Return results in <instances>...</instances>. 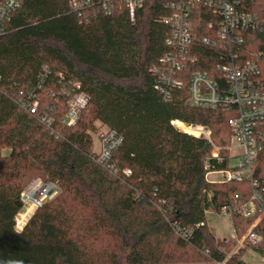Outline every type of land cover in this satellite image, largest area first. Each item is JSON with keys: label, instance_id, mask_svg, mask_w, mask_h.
Returning a JSON list of instances; mask_svg holds the SVG:
<instances>
[{"label": "trees", "instance_id": "obj_1", "mask_svg": "<svg viewBox=\"0 0 264 264\" xmlns=\"http://www.w3.org/2000/svg\"><path fill=\"white\" fill-rule=\"evenodd\" d=\"M18 1L0 37V264H246L241 254L227 257L207 221V210L219 212L243 186L206 177L227 167V152L218 161L208 140L172 124L210 127L223 146L234 113L189 105L184 87L165 99L150 72L168 51L170 28L160 20L170 13L167 0H144L135 23L124 3L111 15L85 11L86 22L71 0ZM238 1L264 19V0ZM196 19L205 35L209 16L197 12ZM203 52L192 70L220 80L217 52ZM245 54L258 57L264 87V31L246 35ZM77 83L90 102L69 127L62 119ZM29 89L37 90V115L16 100ZM95 122L122 137L114 170L94 159ZM35 177L56 183L59 193L18 231L21 196ZM257 177L264 186V150ZM231 220L241 236L254 222L237 214ZM257 233L264 235V219ZM247 248L264 259V243Z\"/></svg>", "mask_w": 264, "mask_h": 264}, {"label": "built area", "instance_id": "obj_2", "mask_svg": "<svg viewBox=\"0 0 264 264\" xmlns=\"http://www.w3.org/2000/svg\"><path fill=\"white\" fill-rule=\"evenodd\" d=\"M143 2L144 0H71L70 5L82 21L87 22L89 19L83 18L85 11L97 7L106 15H111L116 3H124L129 9L131 21L135 23ZM19 7L18 0L0 2V37L7 32L8 22ZM165 7L170 13L160 20L170 28L166 38L168 51L150 69L151 74L157 78L155 88L165 99H169L174 89L184 87L189 95V105L234 113L229 120V163L223 170L209 171L206 177L210 181L209 176L216 174L221 178L222 184L235 182L243 186L240 194L233 196L219 212L207 210L206 214L229 218L237 214L254 219L241 238L240 247H259L264 243V235L257 233V228L264 219V186L257 177L260 155L264 150V87L259 81V59L249 58L245 54V46L247 34L264 31V19L244 9L238 0H167ZM197 12L209 16L202 27L205 35L197 31ZM204 49L217 52L220 80L213 78L207 71L192 70V66L201 60ZM80 89L81 85L77 83L73 93L67 94V112L62 119L66 126L76 125L89 105L90 97ZM16 100L22 110L32 115L38 114L40 100L36 89L20 90ZM42 121L48 126L51 124L46 117ZM177 122L181 121L176 120L172 124L180 130ZM185 124L192 132L180 131L208 140L214 147L212 157L222 161L220 149L213 143L211 130L202 125ZM99 138L101 148L94 159L105 169L114 170L111 159L114 151L121 145L122 137L107 128ZM209 167L207 162L206 168ZM58 193L56 183L44 182L39 178L25 188L21 200L37 210ZM25 225L26 223L18 230H23ZM204 225V222L200 223V226ZM226 263L227 261L214 262Z\"/></svg>", "mask_w": 264, "mask_h": 264}, {"label": "rangeland", "instance_id": "obj_3", "mask_svg": "<svg viewBox=\"0 0 264 264\" xmlns=\"http://www.w3.org/2000/svg\"><path fill=\"white\" fill-rule=\"evenodd\" d=\"M254 54L258 55L257 52H255ZM95 125L97 127V130L92 131L91 135L93 139V153L97 154L101 148V144L99 140L100 134L104 130H107V127L103 126L100 122H95ZM208 128L211 130V132H213L210 127ZM213 143L216 147L220 149V151H226L228 158L231 157V152L227 149V147L231 146V141L229 144L223 146H219V144H217V142L214 141ZM39 178L40 177L33 178L29 182L27 187ZM209 180L214 181L217 185L222 184L220 182L221 178L219 177V175L216 174L210 175ZM23 204L24 206L19 214L24 213L28 209H30L29 204H26L25 202ZM35 211L36 209L32 208L31 214L27 220H22L19 215L17 216L16 219L17 230L21 229L24 223L28 222V220L32 217ZM207 221H208L209 229L211 230L212 234L215 236L217 243H219L220 247L225 251V253H227L228 258L233 257L236 254H241V259H243L246 264H264V259L254 249L251 248L246 249L240 247V240L246 233L242 236L240 234H236L231 218L214 214V215H208ZM198 264H210V263H198Z\"/></svg>", "mask_w": 264, "mask_h": 264}, {"label": "bare ground", "instance_id": "obj_4", "mask_svg": "<svg viewBox=\"0 0 264 264\" xmlns=\"http://www.w3.org/2000/svg\"><path fill=\"white\" fill-rule=\"evenodd\" d=\"M180 130L185 131L187 133H191L192 130L189 126H187L185 123L177 122L176 123ZM32 208L28 209L26 212L18 214L22 220H27L31 214Z\"/></svg>", "mask_w": 264, "mask_h": 264}]
</instances>
